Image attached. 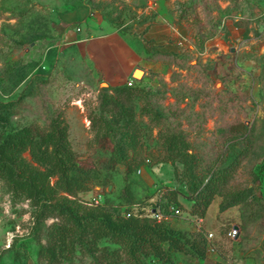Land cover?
I'll use <instances>...</instances> for the list:
<instances>
[{
	"label": "rangeland",
	"instance_id": "1",
	"mask_svg": "<svg viewBox=\"0 0 264 264\" xmlns=\"http://www.w3.org/2000/svg\"><path fill=\"white\" fill-rule=\"evenodd\" d=\"M79 4L125 36L124 45L103 58L92 40L66 36L60 13ZM129 75L142 80L127 86ZM55 117L92 178L79 198L150 213L160 188L176 187L182 207L166 223L188 234L205 230L189 212L187 161L195 169L232 163L203 225L220 222L224 259L264 264V0H0V137L26 130L36 147L22 155L46 169ZM185 143L192 155L183 158ZM127 161L138 163L125 179ZM11 176L0 172V264H128L119 242L80 233ZM170 254L172 263H153L151 254L142 262L226 264L207 251Z\"/></svg>",
	"mask_w": 264,
	"mask_h": 264
},
{
	"label": "trees",
	"instance_id": "2",
	"mask_svg": "<svg viewBox=\"0 0 264 264\" xmlns=\"http://www.w3.org/2000/svg\"><path fill=\"white\" fill-rule=\"evenodd\" d=\"M141 80L134 79L132 85ZM46 138L51 149L45 155L48 166L41 169L22 155L27 147H36L35 140L26 130L7 131L0 137V172L12 171L11 182L14 187L27 188L34 195L47 200L50 207L67 214L79 226L80 233L91 232L119 242L124 248L128 264H143L142 258L146 254L154 256L153 263L156 259L172 263L170 251L187 248L204 257L207 238L202 231L188 234L185 230L166 223L167 219H156L152 213L157 204L165 212L169 211L171 204L182 207L178 199L179 189L161 187L156 204L149 209L150 213H134L130 209L122 213L103 205L87 204L78 197V192L89 189L92 178L88 169L76 159L68 138L67 124L61 118L55 117ZM173 142L170 141L169 146ZM185 147L186 143L183 146V158L192 155ZM187 162V169L182 172L181 179L186 184L187 196L191 200L189 212L203 217L213 197L230 175L232 163L195 169V162ZM137 163L138 161H127L125 179ZM144 164L139 163L137 168ZM53 174L56 178L51 182ZM238 196L235 194L229 201L223 199L220 207L224 208L239 200L241 197ZM58 236L62 238L64 234L59 233Z\"/></svg>",
	"mask_w": 264,
	"mask_h": 264
},
{
	"label": "crops",
	"instance_id": "3",
	"mask_svg": "<svg viewBox=\"0 0 264 264\" xmlns=\"http://www.w3.org/2000/svg\"><path fill=\"white\" fill-rule=\"evenodd\" d=\"M88 13H89V9L84 4L75 5L70 8L62 10L60 13V19H61V22L65 25V29H66L65 35L77 41L92 40L93 42L98 44V46H100V48L97 50L100 53H97V54L100 57L103 55V58H105V54L112 53L116 48L120 49L119 46L122 47L124 45V41L126 40V37L121 34H120V37L116 35L117 31L110 29L108 25L103 23V21L100 18H98L96 13H93V12H90V14ZM75 25H78L80 29L75 30ZM118 43H121V44H118ZM115 62L118 63V61H115ZM119 73L120 75H125V72L122 69L119 71ZM154 204H156V202ZM211 204L212 202L209 204L208 208L211 206ZM215 206L217 207V204ZM151 208H153V205L149 206V209ZM216 209L217 211L219 210L218 208ZM215 217H216V214H215ZM196 220H198V218H196ZM204 222H207V211L205 215L201 217V220L199 222L197 221V226L204 229L205 233L208 231L212 232L211 241L214 244L215 249L211 251H207V256L214 258V260L223 259V262L225 263L230 262L229 259H224L222 255L223 252L221 249L222 247L221 243H222L223 237L221 235V232L219 234L216 233L217 227L221 226L220 222L218 223L219 226L218 224H214L215 222H218L216 218L215 220H213L214 223H213V226L211 227L210 226L204 227L203 225ZM234 225H237L239 227V225L235 222V224L230 225L228 230ZM228 230H226V234ZM174 253L178 258L180 257V254L178 253V251H175ZM176 264H186V263L182 261L181 259H179L178 261H176Z\"/></svg>",
	"mask_w": 264,
	"mask_h": 264
},
{
	"label": "built area",
	"instance_id": "4",
	"mask_svg": "<svg viewBox=\"0 0 264 264\" xmlns=\"http://www.w3.org/2000/svg\"><path fill=\"white\" fill-rule=\"evenodd\" d=\"M80 27L78 25H75V30H79ZM134 77L129 76L126 79V83L128 85H132L134 83ZM141 170V166L138 167V171ZM101 194L98 195V197H95V202H99L100 198H101ZM180 212V208L178 206L175 205H169V211L165 212L163 211L159 205L157 204L156 207L153 208V215L155 216L156 219H168L170 218V216L178 214ZM201 220V217H198V222ZM238 232V226L234 225L233 227H231L228 231H227V235L231 238H234L237 235ZM205 236L207 238V251H211L215 249L214 244L211 241V237H212V232L208 231L205 233ZM227 264H231L230 262H226Z\"/></svg>",
	"mask_w": 264,
	"mask_h": 264
},
{
	"label": "bare ground",
	"instance_id": "5",
	"mask_svg": "<svg viewBox=\"0 0 264 264\" xmlns=\"http://www.w3.org/2000/svg\"><path fill=\"white\" fill-rule=\"evenodd\" d=\"M140 70H142V69H140ZM141 73H142V71H137V72L135 73V75H136V76H139Z\"/></svg>",
	"mask_w": 264,
	"mask_h": 264
},
{
	"label": "water",
	"instance_id": "6",
	"mask_svg": "<svg viewBox=\"0 0 264 264\" xmlns=\"http://www.w3.org/2000/svg\"><path fill=\"white\" fill-rule=\"evenodd\" d=\"M137 68L142 69V68H140V67H137ZM142 70H143V69H142ZM140 78H141V77H139V78H135V79H140ZM111 186H112V185L109 184V185H108V188H111Z\"/></svg>",
	"mask_w": 264,
	"mask_h": 264
}]
</instances>
